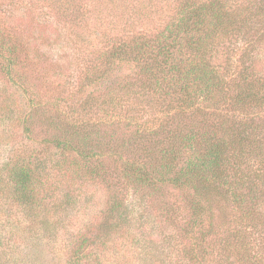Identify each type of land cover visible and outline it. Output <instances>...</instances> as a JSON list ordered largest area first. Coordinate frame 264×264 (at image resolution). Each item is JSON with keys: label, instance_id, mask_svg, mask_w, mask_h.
<instances>
[{"label": "rangeland", "instance_id": "374dc122", "mask_svg": "<svg viewBox=\"0 0 264 264\" xmlns=\"http://www.w3.org/2000/svg\"><path fill=\"white\" fill-rule=\"evenodd\" d=\"M182 1L0 0V264H264V198L256 207L259 214L246 218L215 191L202 201L193 187L135 186L123 177L124 166L140 161L143 151L120 150L119 139L111 146L90 145L97 141L89 132L96 119L116 123L121 138L130 133L125 123L157 130L159 122L153 119L175 117L174 111L167 116L159 111L163 105L157 98L149 104L152 109L146 106L148 113L138 115L135 100L123 91L125 101L113 100L114 109L87 112L81 105L88 97L92 102L109 99V79L89 82L116 41L131 31L165 33L167 25L177 22ZM220 1L235 9L236 18L254 15L240 21L235 35L216 32L194 48V63L229 74L223 82L226 95L217 92L198 108L212 114L222 129L238 123L259 144V151L251 147L253 154L243 156L240 168L254 176L256 185L254 192L241 190L246 205L263 188L264 103H238L231 96L243 83L264 94V0ZM134 68L124 65L119 71L117 66L113 72L139 88L137 79L145 83L147 76L133 78ZM243 75L246 81L240 80ZM118 82L115 76L113 83ZM130 112L138 121L129 119ZM151 133L146 136L152 145L145 146L154 154L146 162L143 158L145 165L161 157L156 142L167 132ZM82 147H90L94 156L80 160ZM20 166L33 175V199L27 204L17 197L13 180ZM114 196L123 212L120 219L110 211Z\"/></svg>", "mask_w": 264, "mask_h": 264}, {"label": "trees", "instance_id": "16d2710c", "mask_svg": "<svg viewBox=\"0 0 264 264\" xmlns=\"http://www.w3.org/2000/svg\"><path fill=\"white\" fill-rule=\"evenodd\" d=\"M234 10L220 0H207L205 2L183 0L176 12L178 15L177 22L167 25L162 30L165 33L149 35L142 31L126 32L121 40L116 41L109 52L100 58L102 62L99 72L89 82L90 84L93 82L103 83L105 79H109L110 85L107 86L109 99L105 100V96H103L104 99L92 102L91 97H88L81 107L84 111L88 110L87 112L91 108L95 110L98 108L101 110L114 109L113 100L125 101V98L119 94L120 91H123L135 100L134 104L137 107L134 109L135 113L142 115L148 113L147 105L152 109L149 104H152L153 98L159 99L158 102H162L163 105L159 111L166 114L165 116L169 115L170 111L176 112L175 117L178 116L176 123H174L175 117L172 118L171 116L165 117L166 120L155 118L153 121L159 122L160 127L153 130L152 126L150 128H145L143 125L133 127L128 121L129 126L132 127H128V123H125L127 125L126 132L130 133H125L121 138H117L115 132H118L116 130L118 125L116 123L96 119L90 122L91 130L89 132L90 135L96 137L97 141L90 145L99 147L100 143H105V146H111V143H116L115 140L119 139L120 150H125L131 154L138 153L139 150L143 151L144 154H142L140 161H126L124 166L123 177L135 186L157 190L161 185L193 187L202 201H209L212 191H215L218 197L222 196V199L232 201L238 209L244 211L247 215L246 218H251L259 214L256 207L260 203V198H264V177L259 180L260 184L263 183V188L258 185L261 189L259 190L260 196L254 193V197L249 200L251 204L249 202L244 205L245 195L241 190L248 188L249 191L251 188V192H254L255 180L254 176H248L247 172L241 171L240 168L243 164V156L253 154L254 151L250 150L251 147L259 151V144L254 140L251 142L247 138L248 132H243L246 128L238 127V123L230 127L225 126L222 129L219 124L218 126L215 124L213 117H211L212 114L207 112V116L201 113L198 108L200 103H210L215 99L217 92L223 96L226 95L223 94V82L224 77L229 76V74L227 71L217 73V68L214 65L200 66L199 62L194 63L192 59L194 48L199 49L206 37L210 38L216 32L223 34V36L235 35L234 32L239 30V26H243L240 21L245 22L243 20L254 15V12H249L248 16L239 19V17H234L236 13ZM186 55L188 57L185 58ZM185 62L187 64H184ZM124 65L134 66L135 76L133 78H142L144 75L147 76V82L141 83L137 79L136 83L140 85L139 88H134L135 83L130 81L128 76L125 75L124 77L123 75L124 79H127L125 82L124 79L121 80L113 70L118 66L120 71V66ZM115 76H118L119 79L116 85L113 83ZM240 80L246 81L247 78L243 75ZM241 85L243 88L236 85L235 94L231 96V99L238 103L242 101L250 105L264 103V94L261 91L250 90L251 88L247 87L246 83ZM141 97L146 100V102L143 100L145 103L142 105L140 104ZM198 113L204 118H199ZM134 117L130 112L129 119L138 121ZM117 121L121 122V120ZM238 128L243 130L239 131ZM227 130H232L233 133ZM159 131L167 132L162 142H156V145L160 146L158 151L161 153V157L158 159L157 156L153 162L145 165L142 163L143 158L146 162L154 154V152H150V148L145 146L146 143L153 141L146 135L150 136L152 135L151 132ZM66 132H69L68 127ZM108 132L112 133L108 134ZM74 134L72 132V135ZM103 137L104 139L101 140ZM62 145H66V143L64 142ZM71 148L73 149V147ZM89 148L78 149L77 157L80 160L90 159L95 152ZM186 152H190L191 155L184 160ZM240 155L242 156L240 157ZM182 159L184 165L177 167V163ZM232 168L233 171L231 172ZM17 171L13 176V180L16 182V195L24 203H31L33 191L30 188V183L33 175L25 166H20L19 171ZM93 171L96 175H102L100 170ZM91 173L93 174L92 171ZM115 198L116 196L112 198L113 206L110 211L117 214L120 219L123 212L119 213V204ZM202 201L198 205H201ZM125 209H127L126 206L122 211ZM124 214L126 215V213ZM233 239H236L235 235ZM261 240L264 242V239Z\"/></svg>", "mask_w": 264, "mask_h": 264}]
</instances>
